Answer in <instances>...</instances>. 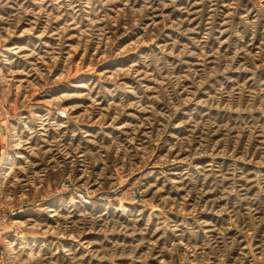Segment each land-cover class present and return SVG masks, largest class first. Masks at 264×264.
<instances>
[{"label": "rangeland", "instance_id": "rangeland-1", "mask_svg": "<svg viewBox=\"0 0 264 264\" xmlns=\"http://www.w3.org/2000/svg\"><path fill=\"white\" fill-rule=\"evenodd\" d=\"M0 264H264V0H0Z\"/></svg>", "mask_w": 264, "mask_h": 264}]
</instances>
